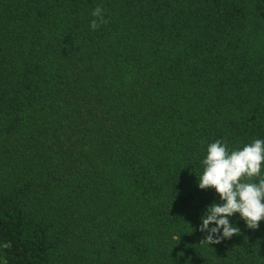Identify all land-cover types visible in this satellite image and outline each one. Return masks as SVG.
<instances>
[{
	"label": "trees",
	"instance_id": "trees-1",
	"mask_svg": "<svg viewBox=\"0 0 264 264\" xmlns=\"http://www.w3.org/2000/svg\"><path fill=\"white\" fill-rule=\"evenodd\" d=\"M255 139L264 0H0V264H264V221L198 230L208 144Z\"/></svg>",
	"mask_w": 264,
	"mask_h": 264
},
{
	"label": "clouds",
	"instance_id": "clouds-1",
	"mask_svg": "<svg viewBox=\"0 0 264 264\" xmlns=\"http://www.w3.org/2000/svg\"><path fill=\"white\" fill-rule=\"evenodd\" d=\"M91 16L94 19L89 26L93 31L107 23L100 6ZM201 163L203 170L198 187L214 189L221 203H211L201 215L198 230L207 235L200 243L219 244L239 235L240 229L229 219L235 214L248 229H258L264 221V139H255L231 151L226 142L216 140L208 144Z\"/></svg>",
	"mask_w": 264,
	"mask_h": 264
}]
</instances>
